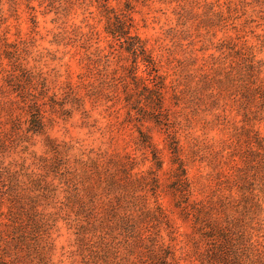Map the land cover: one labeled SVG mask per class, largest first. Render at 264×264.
I'll return each mask as SVG.
<instances>
[{"label": "trees", "instance_id": "obj_1", "mask_svg": "<svg viewBox=\"0 0 264 264\" xmlns=\"http://www.w3.org/2000/svg\"><path fill=\"white\" fill-rule=\"evenodd\" d=\"M156 1L175 16L166 59L134 16ZM78 12L81 24L69 25ZM39 14L58 24L48 31L54 51L39 49ZM263 22L264 0H0V264H58L63 226L70 264H264ZM69 55L79 57L76 82L45 71ZM94 112L112 133L133 131L135 152L50 137L58 120L77 118L93 133ZM202 115L212 117L202 129L223 137L184 143ZM154 133L166 136L163 150ZM195 162L215 180L200 198Z\"/></svg>", "mask_w": 264, "mask_h": 264}, {"label": "rangeland", "instance_id": "obj_2", "mask_svg": "<svg viewBox=\"0 0 264 264\" xmlns=\"http://www.w3.org/2000/svg\"><path fill=\"white\" fill-rule=\"evenodd\" d=\"M214 0H207V2H213ZM235 1V0H234ZM251 1V0H248ZM224 2V0H221V3ZM37 6V3H35ZM137 13L134 15L137 22H138V29L139 34L142 38L147 39L149 41V46H155L156 48V54L157 55H164L165 59L168 58L167 55V49L170 46H166L167 41H165V36L167 34V30L170 28L176 29V22H175V16L173 14V6H166L161 3L153 2L148 3L147 5L138 4ZM54 18V15L51 14L47 17H43L42 15H38V22H39V31L41 32V35L46 38L45 41L38 42L39 49H50L52 51L55 50V48L51 47L48 43V39L51 38V36H48V31L56 30L58 24H54L52 22V19ZM82 16L80 15V12H78L77 15H74L70 17L68 23L70 24H81ZM14 23V22H13ZM17 24V23H15ZM18 25L20 27V30L23 35H26L29 33V27L31 26V22L29 20V14L25 11V7H22L21 13H20V20L18 21ZM100 28L102 29V24L100 25ZM264 22L261 27V29H258V34H264ZM15 32V29L12 28L11 38L13 39V34ZM224 35L220 32L217 34L216 39H212L213 43H218ZM208 39V38H207ZM200 42L197 45V48H201L203 46V43H207L206 38L201 37ZM249 40L253 44H258V42L255 39H252L249 37ZM208 44V43H207ZM213 52V51H210ZM209 52V53H210ZM199 56L201 57L202 54L199 53ZM58 58H62V54L57 55ZM177 57L183 58L182 54H179ZM264 57V54L261 56ZM78 58H72V55L66 56L61 61L51 62L48 66V68H45V71L52 72V69H55L57 71L58 81L59 82H66L67 80H73L74 82L77 81V76L80 74L81 67L78 64ZM55 73V72H54ZM53 73V74H54ZM182 117V114H181ZM93 118L98 119L99 123L96 124L93 122V125L96 129H93V133H89L88 129L81 127V121L79 118L64 122L62 120H58L57 123L54 125L53 128L49 130V135L51 138L55 139L58 142H72L76 144L77 146L82 145L84 148L87 149H101L103 151L108 152H114L115 149H118V151L122 152L124 150L126 151H132L135 152V148L133 145V140L135 138V135L133 131L127 129V130H118L114 128L113 133L109 128H107V125L109 124V121L103 119L98 112L93 113ZM204 118L208 120H212L211 116H204L196 119L193 117V120H190L192 122V125L190 128L185 129L183 133V142L186 143L184 138L189 137L190 140L199 139L204 140V137L207 136L209 138H221L223 137L222 133H219L218 131H206L203 130L202 123ZM196 120L201 119L199 122H196ZM184 125H187V122L184 120V118L181 119ZM197 123V124H196ZM264 126L261 127L262 133H264ZM165 140L166 136L164 134L154 133V142L158 146L159 149L163 150L165 147ZM41 146L38 147V152L42 153ZM139 158L141 159V153L136 152ZM163 158L165 159L164 164V171H169V161H170V155L167 151L163 152ZM152 166L150 162H147L145 168H149ZM144 168V169H145ZM164 176V175H163ZM189 176L191 180L194 182L195 188H196V197L200 198L201 194L203 195H210L212 191L214 190V178L212 176V171L207 166L201 165L197 162L192 164L189 169ZM165 209L170 212L172 207L170 205V200L165 199L162 201ZM177 226H182L181 221L177 218L176 215L171 216ZM181 232H190L191 228L189 226H182L180 229ZM73 234L72 230H69L66 227H62L60 231V236L57 239V249L56 254L54 257L55 263L58 264H70V253L73 243ZM178 255H180V252H178Z\"/></svg>", "mask_w": 264, "mask_h": 264}]
</instances>
